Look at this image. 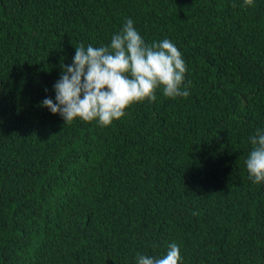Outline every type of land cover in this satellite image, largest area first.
Returning a JSON list of instances; mask_svg holds the SVG:
<instances>
[{
  "label": "trees",
  "instance_id": "1",
  "mask_svg": "<svg viewBox=\"0 0 264 264\" xmlns=\"http://www.w3.org/2000/svg\"><path fill=\"white\" fill-rule=\"evenodd\" d=\"M0 0V264H264V183L245 160L264 132V0ZM235 5V7H233ZM127 19L168 39L187 98L109 127L42 106L75 47Z\"/></svg>",
  "mask_w": 264,
  "mask_h": 264
},
{
  "label": "clouds",
  "instance_id": "2",
  "mask_svg": "<svg viewBox=\"0 0 264 264\" xmlns=\"http://www.w3.org/2000/svg\"><path fill=\"white\" fill-rule=\"evenodd\" d=\"M253 6L254 0H243L241 5L245 9ZM61 67L54 84L55 102L45 98L42 106L59 114L65 124L96 121L109 127L134 104L154 102L158 90L173 100L190 94L182 87L187 68L179 49L168 39L146 43L131 19L112 35L108 45L75 47L72 63ZM250 142L246 170L253 184L259 185L264 183V132L258 131ZM181 260L180 247L174 242L163 256L137 254V264H181Z\"/></svg>",
  "mask_w": 264,
  "mask_h": 264
}]
</instances>
